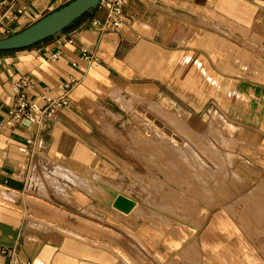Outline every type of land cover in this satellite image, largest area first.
<instances>
[{
	"label": "crops",
	"instance_id": "0c3cea01",
	"mask_svg": "<svg viewBox=\"0 0 264 264\" xmlns=\"http://www.w3.org/2000/svg\"><path fill=\"white\" fill-rule=\"evenodd\" d=\"M68 1L26 0L21 13L2 19L0 37ZM105 2H99L59 33L27 46L0 49V190L47 193L52 201L64 203L57 197L61 190L46 179L59 164L69 162L80 172L98 175L106 187L124 183L132 172L139 173V162L108 138L96 120L97 112L106 114L107 110L119 114L114 127H122L121 122L124 126L129 95L150 96L151 112L165 113L196 134L200 135L196 129H205L211 122L213 129L220 124L232 129L227 137L230 143L235 144L241 136L252 145L264 144V0H125L126 20L118 32L92 23V19H105ZM81 47L93 52L97 63L80 58ZM24 75L33 84L24 88L33 100L45 88L58 95L63 82L75 79L68 93L69 104L52 118L8 124L7 115L14 104L12 82ZM159 116L167 122L166 117ZM252 160L246 171L247 182L254 185L261 178L253 186L256 192L240 197L245 204L264 191V153ZM234 171L243 178L237 168ZM256 172L259 176L255 179ZM65 183L71 208L92 212L94 208L101 216L102 223H96L99 227L82 221L89 228L107 231L106 227L125 223L148 245L144 256L152 255L156 249L150 246L164 238L140 218L133 217L129 220L132 224L126 222L127 213L114 205V198L95 197L74 183ZM216 186L221 187L213 183L196 191V196ZM184 196L179 195L182 206H192ZM29 222L23 212L0 200V264H130L125 254L133 260L142 255L133 249L89 242L74 228L62 230L67 233L45 231ZM101 238L105 240L104 235ZM165 240L166 244L171 241L170 237ZM179 250L180 254L185 252Z\"/></svg>",
	"mask_w": 264,
	"mask_h": 264
},
{
	"label": "rangeland",
	"instance_id": "374dc122",
	"mask_svg": "<svg viewBox=\"0 0 264 264\" xmlns=\"http://www.w3.org/2000/svg\"><path fill=\"white\" fill-rule=\"evenodd\" d=\"M148 97L129 95L125 101L129 110L123 118L124 126L120 123L122 127H114L118 113L113 115L105 110L104 114L100 110L96 115L100 130L139 162V173L132 172L125 177L124 183L106 187L101 185L100 176L80 172L67 162L59 164L52 176L46 175L48 183L61 190L62 194L57 197L66 204L52 201L47 193L42 195L27 190H6L10 199L1 201L23 212L32 226L45 231L74 228L81 232L80 238L89 242L140 252L142 255H137L135 260L125 254L130 264H264V191L252 196L247 205L240 198L254 191L253 186L261 178L253 185L252 181V184L247 182L250 180L246 171L251 168L252 158L263 155L264 144L252 145L241 136L235 144L230 143L227 137L232 129L221 124L213 129L211 122L205 129H196L200 135L190 133L185 123L173 117L168 119L160 111L158 114L151 112ZM159 115L166 117L170 125ZM204 123L207 125L206 120ZM204 165L207 166L203 169ZM236 168L242 179L236 175ZM258 176L256 172L255 179ZM64 181L88 190L95 197L114 198V205L127 213L126 222L132 224L133 217L149 222L164 237L161 243L158 241L157 245L150 246L156 250L144 256L143 250L148 253L145 248L148 245L140 238L139 241L125 223L121 227L105 226L107 231L89 228L82 221L99 227L96 223H102L101 216L94 208L93 212L87 208L81 211L71 208L69 186ZM217 182L221 187L217 185L209 193L196 196V191L208 189ZM177 191L183 192L185 200L189 198L193 205L184 206L183 203L182 206ZM194 204L198 208L195 209ZM169 237L171 241L166 244L164 241ZM180 248L185 252L180 254ZM171 252L179 255H166Z\"/></svg>",
	"mask_w": 264,
	"mask_h": 264
},
{
	"label": "built area",
	"instance_id": "2783aa9c",
	"mask_svg": "<svg viewBox=\"0 0 264 264\" xmlns=\"http://www.w3.org/2000/svg\"><path fill=\"white\" fill-rule=\"evenodd\" d=\"M102 2V0L100 1ZM2 11L0 12V24L4 17H14L24 10L26 0H0ZM106 17L103 20L92 19V23L98 25L101 29L120 31L126 20L124 12L125 0H106ZM1 31V30H0ZM69 43L73 42L72 38L67 40ZM57 57V53L53 55ZM80 58L83 60L97 63L98 57L87 49L81 47ZM73 65H78L77 61H73ZM75 79H70L62 83L61 92L58 95L50 93L48 89H44L39 94L38 99H29L24 88H31L33 86L28 75H24L12 82L14 91V104L7 115L8 124H15L20 122H35L42 118L55 117L58 111L69 104V90L75 83Z\"/></svg>",
	"mask_w": 264,
	"mask_h": 264
},
{
	"label": "water",
	"instance_id": "95a60500",
	"mask_svg": "<svg viewBox=\"0 0 264 264\" xmlns=\"http://www.w3.org/2000/svg\"><path fill=\"white\" fill-rule=\"evenodd\" d=\"M101 0H70L51 10L22 29L0 37V49L18 48L33 44L59 33Z\"/></svg>",
	"mask_w": 264,
	"mask_h": 264
},
{
	"label": "bare ground",
	"instance_id": "6f19581e",
	"mask_svg": "<svg viewBox=\"0 0 264 264\" xmlns=\"http://www.w3.org/2000/svg\"><path fill=\"white\" fill-rule=\"evenodd\" d=\"M189 131H190V133L192 132V130L191 129H189ZM162 148V147H161ZM213 149V148H212ZM215 150H216V148H214ZM213 149V150H214ZM161 150V149H160ZM158 151V150H157ZM189 156L191 157V154L189 153ZM47 175V174H46ZM10 191H14V190H12V189H10ZM184 191V190H183ZM176 193H179L178 191L176 192ZM183 192H181V193H179V194H182ZM193 194V193H192ZM10 199V195H9V193H7L5 190H2L1 189V191H0V200H9ZM187 200H188V204H190V201H192V200H190L189 198H187Z\"/></svg>",
	"mask_w": 264,
	"mask_h": 264
}]
</instances>
